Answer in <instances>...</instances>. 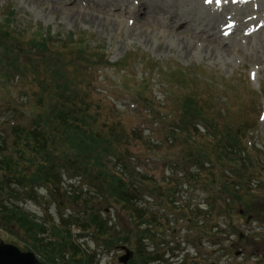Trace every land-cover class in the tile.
<instances>
[{"label":"rangeland","instance_id":"obj_1","mask_svg":"<svg viewBox=\"0 0 264 264\" xmlns=\"http://www.w3.org/2000/svg\"><path fill=\"white\" fill-rule=\"evenodd\" d=\"M129 1L130 7L105 8L106 13L99 16L102 23L93 24L91 17L74 19L77 11L86 13L88 3L83 0L78 8L68 0H0V33L8 30L20 38L16 54L27 56L17 73L0 64V142H4L7 156H13L20 147L19 137L24 135H15L13 127L32 130V119L36 114L44 116L50 103L74 109L72 116L78 111V102L86 103L85 115L91 118L79 125L88 134L93 131L108 140L123 137L122 142L114 143V149L130 170L142 174L131 189L143 210L138 212L140 216L133 214L141 219L133 216L130 205L111 196L108 182L98 176L97 163H79L76 143H61L58 138L53 155L46 161L52 162L51 172L59 189L50 185L31 189L32 193H24L25 200L17 204L43 224L46 230L39 237L45 243L62 240L52 229L59 228L61 218L67 217L63 229L70 231L69 243L80 252L74 256V250L66 246L65 257L58 259V264H81L83 256H90L86 264H121L122 245L134 253L126 264H264V29L246 33L264 21L260 14L264 0H248L254 1L245 4L248 8L233 6L225 9V14L212 5L202 9L203 0H180L182 6L176 10L185 19L174 31L165 15L157 14L156 23L144 20L141 0ZM154 1L160 0H148ZM256 6L260 15L253 12ZM200 7L204 15L222 14L217 22L220 35L221 27L229 26L225 24L229 11H240L238 27L229 40L236 43L230 50L212 46V55L204 50L202 39L190 42L188 33H176L191 20L197 34L201 29ZM10 11L15 17L7 27L4 23ZM241 15H245L243 20ZM37 33L52 38L49 51L29 48V40ZM259 39L263 40L261 46L257 45ZM79 43H84L85 61L76 58ZM185 44H189V51ZM7 74L11 76L7 78ZM66 80L72 81L75 98L58 97L62 89L56 85ZM42 89H48L52 96L48 98ZM187 96H194L205 116L193 121L199 130L190 133L195 145L180 133L172 136L180 132L185 120L182 105ZM157 108L164 120L152 113ZM48 126L51 129V124ZM226 129L242 141L240 154L220 152ZM39 130L46 134L47 127ZM24 140L20 139L23 145ZM243 141L252 148L249 155ZM112 158L107 157L104 165L114 164L116 159ZM31 166L25 165V171L16 169L25 175ZM20 188L15 183L7 191ZM67 190L81 196L69 198ZM7 191L2 193L8 200L14 194ZM88 213L103 220L107 230L97 231L89 226L91 222L84 228L77 218L85 221L90 218ZM0 241L32 251L43 264H52L34 250L32 237L22 231L10 234L0 228ZM149 255L160 260L153 261Z\"/></svg>","mask_w":264,"mask_h":264},{"label":"trees","instance_id":"obj_2","mask_svg":"<svg viewBox=\"0 0 264 264\" xmlns=\"http://www.w3.org/2000/svg\"><path fill=\"white\" fill-rule=\"evenodd\" d=\"M13 17H15L14 12H8L7 17L5 18L7 27H10L8 23L12 22L11 18ZM7 32V34L0 33V64L4 69H9L10 71H14L17 73V71H19L21 66L23 65L22 62L27 59V56L24 55L23 57L19 58L18 54H16L18 53V47L16 48L15 45L17 43L16 41H20L17 39L20 38L12 35V33L8 30ZM10 38L12 39L10 40ZM29 44V48L32 51L38 49L42 50L43 52H47L50 50L52 38L47 36L43 37L41 34L37 33V36L29 40ZM77 45L80 49L76 50V58L78 60L85 61L86 50L84 47V43H79ZM97 56L98 60L102 59V55L98 54ZM54 75H58V73H56L55 71ZM10 76L11 74L6 75L7 78H9ZM71 84L72 81L66 80L62 85H56L58 89H62L58 93L59 98L67 99L69 96V98L76 97L73 93V90L75 89H71ZM47 90L42 89V93L45 94L46 92L48 98H50L52 96V92ZM40 104L41 102L38 101V105ZM197 104L198 103L197 101H195L194 96H187L184 99L182 110L183 118L186 120V122L185 120H183V124L178 128L180 129V132L177 130L176 134H172V136H177V134L180 133L179 136H181L182 138L184 137L187 141H190L192 145H195V141L190 138V133H197L199 131L197 129L196 123H194L193 121L205 118L203 112L200 111L201 108ZM78 105L79 106L77 112H79L80 114L76 112L77 114L75 113V115L72 116V112H75L74 109L70 107H67V109H61L59 105L50 103V108L46 114H43L44 116L40 115L41 113L36 114V117L34 118L33 116H31V118H33L32 120H35L32 130H28L27 128L19 129L13 127L12 129H14L13 132L15 133V135L24 132V135H21L17 141V144L20 145L19 150L15 151L16 154H14L13 156H7L5 152L6 148L4 147V142H0V228L10 234L15 233V231H22L23 233L28 235L30 239L32 237V240L34 241V250L38 253H43L45 257H47V260L51 261L52 264H58V259L59 261L64 259V248L66 246L71 247V249L74 250V256H76L77 253L80 252L77 246L69 243V240L71 239L70 231H67V229H63L66 226L64 222H67V217L61 218L59 228L53 227L52 229L54 236L58 238L61 237L62 240L58 243H45L44 239H41L39 237L41 235L40 233H43L46 230L43 224L37 223L31 217V215L26 213L25 210L17 203L23 202L22 200L24 199V193L30 194L32 193V190L37 187L43 188V186L48 187L50 185L49 187L55 186L56 190L59 189L56 185V183H58V179L55 180L51 172L52 168L50 167H52V162L46 161L51 154L53 155L52 147L55 145L58 139H60L61 143L72 140L76 143L79 150L77 156L81 157V159L77 158V160L81 161L79 163L87 164V162L90 160H92L91 163H97L96 165L100 169V171L97 172L98 176L101 177L104 182L105 180L108 182L109 186L111 187V189L109 190L111 191V196H113L116 200L123 202L125 205H130L129 209L132 211V214L134 212L137 216H140L138 215V212L143 211L142 207L137 205V197L133 193H131L134 192V190L131 189H135L134 182L142 174L140 173V171H136L134 169L130 170L125 165L126 162L123 159H120V156L118 155L119 153H117L116 149H114V143H118L120 141L122 142L123 137L116 136L112 140H108L102 136H95L93 131L89 132V134L85 132V130L79 124L87 122V119L91 118V115H85L86 103L80 104L78 102ZM149 105L150 102L147 103V106ZM154 110L155 111L152 112L153 114H155L162 120L165 119L163 117H160V113L157 111L158 108ZM48 124H51V129ZM58 124H62V126H58ZM45 126L47 127L46 134L41 133V131L39 130V127H41L43 131L45 129ZM206 128L212 129V132L214 133L216 132L215 129H213V126H208ZM228 131V129L225 130V132L223 133L224 137L220 140L223 142V146L220 147V152H223L225 150L226 152H230L232 154H240L242 151L240 147L242 141L233 136H230L228 134ZM247 131L248 130L244 131L243 133L246 134ZM55 132H57L58 134H56ZM21 138H25V145H23V143L21 142L22 140L20 141ZM211 142L215 146V139L212 138ZM243 145H245L247 149L245 141H243ZM27 150L30 154H25ZM246 152L247 155H249L248 149L246 150ZM199 155L202 159L206 158V155L204 154L199 153ZM107 157H113L112 159H116L114 164L111 162L108 165H104ZM238 160L240 161L242 159L240 158ZM25 165H27L28 167L32 165V169L29 170L30 173L24 175L23 173L17 171V169L24 168L25 171L26 169H28L25 167ZM215 166L219 167L217 164H215ZM126 174H128L129 176L126 177ZM15 183L21 186L20 190L16 192L7 191L8 186H12ZM101 188L103 189V186H101ZM71 189L72 188H70V190ZM5 190L10 195L14 194L13 196H10L8 200L2 193ZM66 192L68 197L72 199L75 195L76 197L81 196L78 194H73L71 193V191L69 192V190H67ZM88 214L90 215V218H87V220L85 221L83 219L86 218H77L78 222L79 220L82 222V226H84V228L87 227V225H89V223L91 222L89 226H94L97 231H100L101 229L107 230L106 223L103 220H99L95 215H91V213ZM134 217L137 219H141L140 217ZM157 255L156 257L154 255H149V257L153 261H158L160 259H158ZM89 258L90 256H88V258L83 256L79 263L86 264L91 260ZM63 264H70V262H65Z\"/></svg>","mask_w":264,"mask_h":264},{"label":"bare ground","instance_id":"obj_3","mask_svg":"<svg viewBox=\"0 0 264 264\" xmlns=\"http://www.w3.org/2000/svg\"><path fill=\"white\" fill-rule=\"evenodd\" d=\"M65 0H63L64 2ZM68 1H72L73 2V6L77 7L79 6V0H68ZM86 1L88 3V8L85 11V14H81L79 11H77V13L74 16V19L76 18L78 19H85L88 17L92 18L93 24H101L102 20H100V15L101 14H105L106 13V9L105 8H114L116 10H119V6L122 5L123 7H130V1L129 0H83ZM189 2H193L197 3V1L199 2L200 0H188ZM171 4L168 3L167 0H160L158 2H148V0H141V5L144 9L143 12V18L144 20L151 19L152 21H154L156 23V19L155 17L158 15H165L168 21L167 24L170 27V29H172L171 31H174V27H176L175 25L179 24L180 21H183L182 19H185V17H179L178 16V12L176 9H178L176 6H182V3L180 0H170ZM60 2H57L55 5L56 6H60ZM138 7L133 6V10L137 11ZM229 8H233V6H226V10H228ZM246 7L243 8H238L239 10H244ZM121 9V8H120ZM202 9H207L205 8V6L203 5ZM237 11V13H235V17L238 21L239 16H240V11ZM201 7L200 10L198 11L200 16L198 17V21L200 22L199 24L201 25V29L196 33H194V29H192L196 24L195 23H190L188 24H184V27H182L181 29H178V31L176 30L177 34H184V33H188V37H190V42L193 39H202L206 46L204 50L210 51L212 53V55L215 54V52L212 51L213 47H216L220 50H230L232 48V46L236 43L235 40H233L232 42H229V40L231 39V35L228 36L227 38H224L222 35H220V31H218V21L221 20L223 18L222 14H218V15H214V16H210L208 14H203L201 12ZM234 9H231L229 12V14L233 13ZM158 14V15H157ZM261 17H264V13L260 12ZM138 23H140L141 25H145L142 21H139ZM192 24V25H190ZM264 25V24H263ZM263 27V26H262ZM263 30V29H262ZM259 31L260 33L262 32ZM219 32V34H217ZM255 36H257V34H255ZM254 36H251L250 39H252ZM263 40L258 41L257 45L261 46L262 45ZM190 44V43H189ZM189 44H185V50L189 51ZM258 49V48H256ZM206 51V52H207Z\"/></svg>","mask_w":264,"mask_h":264},{"label":"water","instance_id":"obj_4","mask_svg":"<svg viewBox=\"0 0 264 264\" xmlns=\"http://www.w3.org/2000/svg\"><path fill=\"white\" fill-rule=\"evenodd\" d=\"M122 249L126 254L120 258V262L126 264L134 253L126 247ZM0 264H43V262L33 252H24L15 245L0 241Z\"/></svg>","mask_w":264,"mask_h":264},{"label":"snow or ice","instance_id":"obj_5","mask_svg":"<svg viewBox=\"0 0 264 264\" xmlns=\"http://www.w3.org/2000/svg\"><path fill=\"white\" fill-rule=\"evenodd\" d=\"M209 2H211V0H209Z\"/></svg>","mask_w":264,"mask_h":264}]
</instances>
